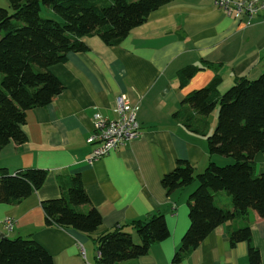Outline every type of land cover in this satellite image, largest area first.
I'll return each instance as SVG.
<instances>
[{
  "label": "crops",
  "instance_id": "0c3cea01",
  "mask_svg": "<svg viewBox=\"0 0 264 264\" xmlns=\"http://www.w3.org/2000/svg\"><path fill=\"white\" fill-rule=\"evenodd\" d=\"M83 40L87 52L71 54L67 63L51 68L64 90L48 107L27 113L23 128L27 143H11L0 154V168L13 175L31 168L48 172L44 186L20 205L0 204V235L37 241L55 264H97L98 248L90 237L45 224L42 202L60 197L58 178L80 174L92 206L103 218L97 233L154 213L167 221L171 237L154 245L145 257L124 264H175L174 256L190 226L187 202L197 185L168 194L162 178L179 160L188 161L197 173L211 161L219 165L232 161L211 157L207 137L188 130L173 114L181 110L188 93L216 77L221 78L219 91L224 94L238 79L256 80L264 73V20L246 27V17L227 15L215 0H175L152 13L118 46H107L98 37ZM188 66L202 70L181 87L176 76ZM121 95L138 107L141 132L127 146L90 162L94 147L87 141L94 117L101 114L116 120ZM216 121V115L209 119V134ZM255 163L256 173L264 175V152ZM215 199L222 208L231 207L225 193H215ZM8 220L13 221L12 231L5 227ZM248 224L264 264V219L255 211L248 221L218 227L181 264H249L250 244L233 247L228 235ZM127 231L139 244L136 232Z\"/></svg>",
  "mask_w": 264,
  "mask_h": 264
},
{
  "label": "trees",
  "instance_id": "16d2710c",
  "mask_svg": "<svg viewBox=\"0 0 264 264\" xmlns=\"http://www.w3.org/2000/svg\"><path fill=\"white\" fill-rule=\"evenodd\" d=\"M0 7V154L11 143L23 145L27 113L52 104L64 86L51 72L65 64L69 55L89 50L84 38L98 37L107 46L120 45L130 33L145 24L152 13L175 0H7ZM43 7L54 17L44 18ZM59 17V19H57ZM202 68L188 66L177 73L184 87ZM221 78L188 93L175 120L188 130L207 137L211 157L231 159L226 166L211 161L197 173L186 160L162 178L172 194L197 182L188 199L190 226L173 262L181 264L218 227L246 220L251 211L264 219V175L256 173L255 158L264 152V73L256 80L238 79L221 94ZM218 110V124L209 134V119ZM198 116H201L200 119ZM141 132V125L139 124ZM42 169H20L12 174L0 168V204L18 206L39 191L47 180ZM60 197L42 202L47 228L76 230L97 245V264H124L145 257L154 245L171 237L163 214L154 213L106 233L101 213L92 206L82 176L59 177ZM230 199L222 208L215 193ZM88 207V209L86 208ZM138 235L139 244L127 229ZM231 245L247 242L249 264H262L252 244L248 225L229 232ZM0 264H55L50 253L33 239H0Z\"/></svg>",
  "mask_w": 264,
  "mask_h": 264
},
{
  "label": "built area",
  "instance_id": "2783aa9c",
  "mask_svg": "<svg viewBox=\"0 0 264 264\" xmlns=\"http://www.w3.org/2000/svg\"><path fill=\"white\" fill-rule=\"evenodd\" d=\"M215 4L235 19L246 17V27L252 26L255 20H264V0H215ZM117 113L116 120H109L101 114L95 115L93 131L87 141L94 147L90 162L98 161L116 152L139 136L138 107L132 105L125 95L117 98ZM5 227L12 231L13 221H6ZM81 252L85 256L83 247Z\"/></svg>",
  "mask_w": 264,
  "mask_h": 264
},
{
  "label": "rangeland",
  "instance_id": "374dc122",
  "mask_svg": "<svg viewBox=\"0 0 264 264\" xmlns=\"http://www.w3.org/2000/svg\"><path fill=\"white\" fill-rule=\"evenodd\" d=\"M1 5H0V7H2V8H8L9 7V2L7 1V0H2L1 2ZM46 8L45 7H43V12H42V16L44 17V18H50V17H54V14H51V16H49V14H48V12H47V10H45ZM57 19H59V17H57ZM1 77V76H0ZM214 115H216V119H217V121H216V127H217V124H218V110L216 109V111L212 114V116H214ZM215 131V129L213 130V132ZM213 132H212V134H213ZM222 166H226V165H222ZM194 184H196L197 185V182L196 183H194ZM193 184V185H194ZM192 185V186H193Z\"/></svg>",
  "mask_w": 264,
  "mask_h": 264
},
{
  "label": "water",
  "instance_id": "95a60500",
  "mask_svg": "<svg viewBox=\"0 0 264 264\" xmlns=\"http://www.w3.org/2000/svg\"><path fill=\"white\" fill-rule=\"evenodd\" d=\"M5 237L3 235H0V239H4Z\"/></svg>",
  "mask_w": 264,
  "mask_h": 264
}]
</instances>
